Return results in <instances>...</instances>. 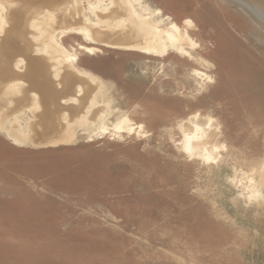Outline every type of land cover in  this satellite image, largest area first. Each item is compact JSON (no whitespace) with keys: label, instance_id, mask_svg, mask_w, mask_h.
I'll use <instances>...</instances> for the list:
<instances>
[{"label":"rangeland","instance_id":"rangeland-1","mask_svg":"<svg viewBox=\"0 0 264 264\" xmlns=\"http://www.w3.org/2000/svg\"><path fill=\"white\" fill-rule=\"evenodd\" d=\"M132 1L152 23L183 30L191 19L195 48L92 42L86 27L107 28L112 0L21 1L29 11L18 17L20 37H9H32L50 60L32 59L43 87L31 89L48 100L40 118L53 110L70 121L59 139L32 144L30 105L11 111L13 96L0 98V264H264V0ZM65 3L74 16L59 38L61 29L49 32L52 9ZM113 15L117 25L122 15ZM49 40L87 76L78 77L81 106L60 104L78 78L56 87ZM194 114L218 133L209 159L183 149L181 124ZM119 121L127 129L116 130Z\"/></svg>","mask_w":264,"mask_h":264},{"label":"bare ground","instance_id":"bare-ground-1","mask_svg":"<svg viewBox=\"0 0 264 264\" xmlns=\"http://www.w3.org/2000/svg\"><path fill=\"white\" fill-rule=\"evenodd\" d=\"M21 1L23 0H8L1 2L5 8V16L0 17V37L4 38L0 44V77H5L7 73L6 70L12 74V77L7 80L6 83L2 85V87L0 86V98L1 101H3V104L6 105L7 100L2 99V96H13L8 104L9 106L12 105L11 111L16 110V112H19V110L17 111V108L29 104L30 106L28 107V110L32 113V115H34L35 121L33 119L32 121L30 120L31 123H29V126L32 129V133L28 136L27 140L32 144L46 143L59 139L67 130L66 124L70 121V119L69 116L61 118L62 116L60 117V114H56V112H53V110H48L50 116L49 118L47 116L44 117V119L40 118L42 115L41 111L43 109L40 103L42 96H40V94L36 91L32 90L31 87L36 84L39 87H43L38 84V82H36V80L39 81L42 76H40L38 73L39 71L37 63L32 66V59H35L34 56L39 55L40 60L44 61L47 65L50 63V60L47 56L40 55L34 50L36 48H34L32 45L34 44L32 37L30 41L22 40L21 44L16 43L13 37H9H20L19 32L21 22H17L18 17L24 19L26 13L29 11L28 5H25L24 3L22 4ZM70 6L71 5L65 3L62 5V7L52 9L53 11L57 12V14H55V18L52 20L54 24L51 25V31H49L50 34L54 33L58 29H61L62 32L59 35V38H61L64 35V32L69 29V19L73 18L74 16V11L69 9ZM110 10V13L107 15V19L109 20L107 28L99 29L98 27L93 26L86 27L89 38L96 44L124 49L142 48L147 52L157 51L160 45H168L174 48L176 51L185 54H188L186 51L187 48L191 49L195 48L196 46V42L190 37L188 32L189 30L193 31L197 29L196 24L191 19L184 20L183 25L185 28L183 29L182 27L183 30H181L177 24L172 22L165 23L160 21L157 23H152L151 20L146 16V13L141 11L137 4L132 0H112ZM116 12L122 15V18L118 20L119 22L117 25H111V22L115 17L113 14ZM100 17L103 18L102 15H100ZM32 19L33 18L30 17L28 21L29 29H31L30 22ZM43 19L44 18L41 17L39 24L44 28L45 21H43ZM9 23H19V26L16 28H7L6 26ZM71 28H73L74 32H78L82 29L78 26ZM100 32H102L104 38H99L97 36V34ZM42 42L43 41L40 40V43ZM12 45H14L13 52L19 53V56L11 60V68H9L7 63L9 62L10 58L7 55V49ZM46 51V53L51 58L59 60L58 62L60 63L57 72L51 73L52 79L57 88H63L65 82L67 83V80L68 82L75 81L76 79L73 77L87 79L85 74L72 71L70 69V63H66V61L63 62V60L56 56L57 53H61L63 56H65V54L60 50V48L53 46L50 40L47 43ZM195 72L197 74H201L198 71ZM79 78L77 79L76 83V94L70 95V97L62 98L60 100V104H75L77 102V104L81 106V103L84 100L85 85L83 86L84 80L79 81ZM26 79L30 80V83ZM22 84H26L24 89H21ZM30 93L33 96L32 103H30ZM26 94L29 95L27 101ZM51 106L53 109L55 104H51ZM196 118L197 114H194L190 118L184 120L181 124V129L184 136L183 149L186 154L191 157L197 156L204 159H209L212 157V149H210L209 146L216 139L218 133L211 126L203 128L194 123ZM59 119L61 125L58 124ZM50 121L53 122L52 125L49 124ZM37 123L38 125L40 123V126H37ZM43 125H45L47 128L45 132H42L41 130ZM126 125L127 124L124 125L122 121H119L115 125V129H127Z\"/></svg>","mask_w":264,"mask_h":264},{"label":"water","instance_id":"water-1","mask_svg":"<svg viewBox=\"0 0 264 264\" xmlns=\"http://www.w3.org/2000/svg\"><path fill=\"white\" fill-rule=\"evenodd\" d=\"M38 93L40 94V96H42L44 94L42 91H38ZM41 103H42V105L47 106L48 100L42 98Z\"/></svg>","mask_w":264,"mask_h":264},{"label":"crops","instance_id":"crops-1","mask_svg":"<svg viewBox=\"0 0 264 264\" xmlns=\"http://www.w3.org/2000/svg\"><path fill=\"white\" fill-rule=\"evenodd\" d=\"M64 86H65V84H64ZM64 86H63V87H64Z\"/></svg>","mask_w":264,"mask_h":264}]
</instances>
